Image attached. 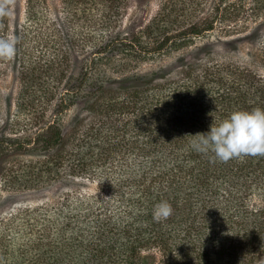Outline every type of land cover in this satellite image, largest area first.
<instances>
[{
  "label": "trees",
  "instance_id": "1",
  "mask_svg": "<svg viewBox=\"0 0 264 264\" xmlns=\"http://www.w3.org/2000/svg\"><path fill=\"white\" fill-rule=\"evenodd\" d=\"M45 1L27 0L30 18ZM122 3L109 8L118 15ZM195 5L187 24L141 31L150 41L108 24L93 44V29L55 26L63 54L45 89L43 72L21 58L24 33L0 17V37L18 41L0 67L14 63L22 82L14 108L0 88V264H264V156L213 163L191 147L234 110L264 109V0ZM217 29L247 31V50H186ZM161 201L173 212L156 222Z\"/></svg>",
  "mask_w": 264,
  "mask_h": 264
},
{
  "label": "rangeland",
  "instance_id": "2",
  "mask_svg": "<svg viewBox=\"0 0 264 264\" xmlns=\"http://www.w3.org/2000/svg\"><path fill=\"white\" fill-rule=\"evenodd\" d=\"M111 1L48 0L41 2L40 5L42 6L37 7V9L39 8L38 18L33 20L26 11L27 0H13V10L10 12L13 27L10 28L9 32L18 28L24 33L21 58L23 57L26 60L27 65L34 66L36 73L43 72L47 84L43 86V89L46 87L51 88L50 86L57 84L51 78L59 70L58 59L63 54L60 42L57 41V44L55 43L57 37L54 38L55 40L50 38V35L57 30L55 26H59L64 32L70 26H73L74 30L78 32L87 28L93 29L94 33H92L90 38L93 44L96 43V39L102 37L101 32L108 24L115 26L114 30L118 31L119 35L129 36L136 31L140 32L143 40L150 41L151 37L141 32L149 25H159V28L161 26L178 28L194 20L196 13L194 14L193 11L198 12L201 9V5L199 9L196 8L197 0H123L121 11L117 15L109 8V6L112 7ZM203 10L208 12L206 7H203ZM160 11L165 12L164 16L167 20L165 18L159 19L160 16L158 15L162 14ZM168 12H171V15H168ZM256 20L257 18L254 15L250 16L249 20L244 23L245 28H242V30L255 24ZM246 32L236 33L229 31L228 34L226 30L221 29L209 31L200 38H195L194 43L188 45L186 50L192 51L193 54H198L206 48L228 49L229 45L234 42L246 51L248 48V41L245 39ZM5 33H7L6 30ZM3 37H6V35ZM55 55H58L56 59H54ZM76 56L72 67L75 72H79L84 56ZM169 60L170 57L165 58V60L164 58L146 59L142 64L138 65V70L149 72L161 64H168ZM0 68V88L6 103L8 105L12 103L11 107H13L17 92L22 88L21 78L19 77L21 73L19 74L17 66L14 63H9V61L2 63ZM80 107V104H76L71 111L66 113L65 127L70 124L72 118L79 112ZM19 160H22V158L19 157ZM10 163L11 157L5 156L2 168Z\"/></svg>",
  "mask_w": 264,
  "mask_h": 264
},
{
  "label": "clouds",
  "instance_id": "3",
  "mask_svg": "<svg viewBox=\"0 0 264 264\" xmlns=\"http://www.w3.org/2000/svg\"><path fill=\"white\" fill-rule=\"evenodd\" d=\"M13 0H0V17L10 15ZM17 37H0V60H10L16 54ZM264 79V69L257 73ZM198 139L191 147L198 153H212L210 162H228L245 156H264V109L234 110L218 124L212 123L206 133L195 134ZM173 212L171 204L161 201L154 206L153 219L156 222L168 219Z\"/></svg>",
  "mask_w": 264,
  "mask_h": 264
}]
</instances>
